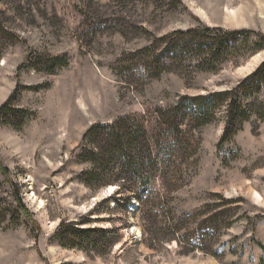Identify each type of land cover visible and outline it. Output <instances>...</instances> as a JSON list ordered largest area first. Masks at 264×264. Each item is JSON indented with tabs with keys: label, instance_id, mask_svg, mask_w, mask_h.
I'll return each instance as SVG.
<instances>
[{
	"label": "rangeland",
	"instance_id": "374dc122",
	"mask_svg": "<svg viewBox=\"0 0 264 264\" xmlns=\"http://www.w3.org/2000/svg\"><path fill=\"white\" fill-rule=\"evenodd\" d=\"M225 32L229 45L213 42ZM261 35L264 0H0V105L16 92L10 109L30 113L20 129L0 120V264H260L264 73L246 76L264 60ZM216 48L228 52L206 63ZM54 57L65 64L50 72ZM222 92L199 129L179 126L167 187L146 183L142 214L137 199L116 201L117 184L81 180L94 124L130 116L155 150L168 132L159 114ZM61 221L106 229L113 245L65 248ZM187 230L193 247L178 242Z\"/></svg>",
	"mask_w": 264,
	"mask_h": 264
},
{
	"label": "trees",
	"instance_id": "16d2710c",
	"mask_svg": "<svg viewBox=\"0 0 264 264\" xmlns=\"http://www.w3.org/2000/svg\"><path fill=\"white\" fill-rule=\"evenodd\" d=\"M206 30L209 31L208 29ZM200 32L204 33V31ZM224 35L221 38L213 36V42L217 39L219 44L229 45V42H222L221 39L225 38L228 41L232 38L230 36L232 34L225 32ZM263 37L260 41V44L263 42L261 46L264 44ZM216 49L217 51L212 53L207 60L205 59L206 63L214 61L215 55L223 56L224 53L227 54L228 52L224 48ZM146 51L147 49H144L140 52ZM64 61L63 58L59 57L49 58L46 60L45 65L51 72L56 70L59 64H65ZM262 73H264V60L246 78L259 79ZM14 93L0 105V120L14 129H20L25 121L30 118V113L20 109H10L9 104L14 99ZM225 95L226 92L214 93L208 97L198 96L191 99L193 102L191 104L188 103L183 107L182 105H175L166 114H159L158 122L161 126L167 127L168 132L163 135V138L161 136L158 138L161 144L155 150L154 147L157 144L152 141V137L146 138L144 129L141 130V125L138 126V123L130 116L118 117L111 124H94L83 134L82 149H80L78 154L80 161L90 164V168L82 172L81 180L91 188L117 184V194L120 192V197L116 198V201L118 203L120 201L127 203L130 199H137L140 206L139 211L142 214L145 211L144 205L148 196L146 194L148 192L146 183H149L153 178L161 177V183L165 189L167 187L163 177H165L167 170H172L175 161L168 157H170L174 147H180L185 142V131L179 128L181 124H184L185 117L190 118L191 122L197 126V122L212 114L213 107L211 106L214 104V100L216 101V97H220L219 100L221 98L223 100ZM200 126L202 125L198 124L197 129ZM228 134L229 128H225L220 141L225 140ZM181 140L182 142H179ZM157 172L160 174H157ZM15 195L17 206L20 208L21 213L23 212V216L27 218L28 214L21 203L22 199L19 197V191ZM141 219L152 229L155 223H153L151 217L142 216ZM30 223L37 229L36 222L32 220ZM76 225L78 224L60 222L56 229L55 237L61 246L94 252L95 250L100 251L103 243H106L107 240L108 247L113 245L114 240L106 229L94 226L79 227ZM209 225H212L214 229L221 228L215 222H211ZM192 234V232L187 230L178 238V242L193 247L190 240ZM199 247L203 250L201 246ZM262 249L264 252L263 247ZM260 264H264V259Z\"/></svg>",
	"mask_w": 264,
	"mask_h": 264
},
{
	"label": "bare ground",
	"instance_id": "6f19581e",
	"mask_svg": "<svg viewBox=\"0 0 264 264\" xmlns=\"http://www.w3.org/2000/svg\"><path fill=\"white\" fill-rule=\"evenodd\" d=\"M253 195H254V197L257 198V199H260V198H261V195H260L259 193H257V192H254Z\"/></svg>",
	"mask_w": 264,
	"mask_h": 264
}]
</instances>
